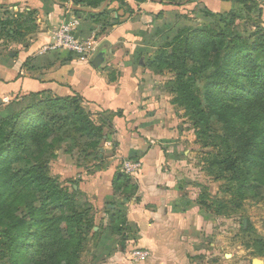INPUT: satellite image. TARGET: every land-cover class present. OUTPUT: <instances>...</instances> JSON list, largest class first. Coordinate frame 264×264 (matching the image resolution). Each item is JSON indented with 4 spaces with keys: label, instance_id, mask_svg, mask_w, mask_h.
<instances>
[{
    "label": "crops",
    "instance_id": "0c3cea01",
    "mask_svg": "<svg viewBox=\"0 0 264 264\" xmlns=\"http://www.w3.org/2000/svg\"><path fill=\"white\" fill-rule=\"evenodd\" d=\"M84 1L0 0V121L29 103L79 97L89 112L109 119L99 124L106 122L109 133L99 145L97 169L89 178L85 172L78 175L101 186L98 205L121 199L127 223L138 231V245L151 250L153 264H227L214 249L219 244L197 238L201 232L212 235L215 222L205 217L208 210L190 180L178 174L190 151L179 132L186 118L172 104V78L151 62L154 57L143 60L146 19L152 17L144 13L133 19L119 8L123 2L133 10L138 4L144 8L149 0L135 5L134 0H105L98 7ZM71 20L79 22L80 38L96 36L93 57L84 62L66 50L41 54L54 27ZM155 49L151 56L160 50ZM101 52L105 59L96 67L93 60ZM127 159L142 164L133 177L138 188L132 198L113 189Z\"/></svg>",
    "mask_w": 264,
    "mask_h": 264
},
{
    "label": "trees",
    "instance_id": "16d2710c",
    "mask_svg": "<svg viewBox=\"0 0 264 264\" xmlns=\"http://www.w3.org/2000/svg\"><path fill=\"white\" fill-rule=\"evenodd\" d=\"M104 1L84 2L98 7ZM229 28L183 29L151 62L172 73V104L192 123L196 140L213 150L208 173L229 180L235 202L249 190L255 165L260 166V174L253 181L264 184V36L251 45L239 44ZM198 53L222 55L219 63L207 69L201 63L191 68ZM199 75L206 80L203 92L197 85ZM203 95L213 102L215 96L220 97L215 102L222 104L217 112L222 133L215 131L216 112L204 106ZM67 101L82 102L79 97L59 102L66 105ZM44 105L29 103L0 123V255L13 259V264H78L84 236L93 222L76 210L70 195L48 174L47 161H41L55 147L51 137L58 123L56 116L47 115L54 105ZM70 119L91 141L88 147L97 149L100 142H92L90 135L102 128L83 110L73 112ZM33 147L38 150L36 155L30 152ZM129 179L117 172L114 192L125 191ZM202 206L212 208L205 202ZM222 208L224 204L215 214L222 215ZM112 217L117 235L123 227L131 230L119 211H113ZM250 248L264 257V239H255Z\"/></svg>",
    "mask_w": 264,
    "mask_h": 264
},
{
    "label": "rangeland",
    "instance_id": "374dc122",
    "mask_svg": "<svg viewBox=\"0 0 264 264\" xmlns=\"http://www.w3.org/2000/svg\"><path fill=\"white\" fill-rule=\"evenodd\" d=\"M133 4H137V1L134 0ZM119 6L133 19L144 13L152 17L146 19L149 34L146 35L143 43L144 62L151 61L154 57L151 56V52H154L155 48L162 49L166 46L168 48L171 40L186 28L198 31L230 27L233 40L244 45H251L264 36V0H149L144 8H140L138 4L133 10L131 5L124 2ZM210 13L212 14L209 15ZM224 46H229V42H225ZM219 55L198 53L197 60L191 61L189 66L192 68L201 63L207 69L220 62L222 53ZM162 74L168 78L173 77L168 70ZM205 84L206 80L199 75L197 85L202 92ZM170 88L172 89L171 86ZM218 98L220 99L215 96V101H218ZM215 101L203 95L204 106L215 110L213 119L217 121V112L222 109V104ZM65 103L67 104L54 101L44 105L47 107L54 105L47 111V115L56 116L58 123L55 127L57 131L51 137V140L54 139L55 147L49 149L41 161H47L48 174L70 195L76 210L93 222L92 229L84 236L78 264H153L151 250L138 245L136 229L126 230L123 227V233L120 235L113 230L116 221L112 219V211H119L127 219L125 204L121 199H113L98 205L96 192L100 191L101 186L85 182V179L82 180L83 178L78 176L81 173H86L87 178L93 175V170L98 166L95 162L100 147L94 150L88 147L91 141L77 130L80 127L74 126L70 116L75 111L83 110L91 122L102 128L97 134L90 135L92 142L102 143L108 137L109 130L106 122V125L99 124L105 120L109 121L107 115L92 114L81 101ZM222 129L221 123L218 122L215 131L222 133ZM179 132L184 137L185 148L190 150L182 159L187 165L179 169V177L184 181L186 178L190 180L188 185L197 192L201 205L205 202L212 206L210 209L203 207L208 210V215L205 217L214 218L215 222L212 235L201 232L197 236L198 240L204 239L205 242L213 241L214 244H219L214 249L226 257L228 261L224 258L221 260L227 264L244 262V264H253L252 260H259L261 261L259 264H264V257L255 255L250 248L255 239H264V184L253 181L260 174V166H254L252 184L244 198L242 200L235 198V202H232L233 195L229 190V180L216 179L208 173L210 154L213 150L196 140L193 125L187 119L181 123ZM30 152L36 155L38 150L33 147ZM120 173L125 175L122 165ZM129 182L130 185L125 191L116 194L124 195L125 198L134 197L137 191L134 188L136 180L132 177ZM111 204L114 207H110ZM222 204H224L222 215L215 214V210ZM141 251L150 254L144 259L135 260V253ZM0 264H13V259L0 255Z\"/></svg>",
    "mask_w": 264,
    "mask_h": 264
},
{
    "label": "built area",
    "instance_id": "2783aa9c",
    "mask_svg": "<svg viewBox=\"0 0 264 264\" xmlns=\"http://www.w3.org/2000/svg\"><path fill=\"white\" fill-rule=\"evenodd\" d=\"M78 27L79 22L77 20H71L54 27L51 31L50 42L40 50V53L66 50L80 60L88 62L97 51L96 36L93 34L87 38H80ZM122 166L124 174L129 177H136L142 169L141 162L135 159L125 160ZM149 254L146 251L136 252L135 260L144 259Z\"/></svg>",
    "mask_w": 264,
    "mask_h": 264
},
{
    "label": "water",
    "instance_id": "95a60500",
    "mask_svg": "<svg viewBox=\"0 0 264 264\" xmlns=\"http://www.w3.org/2000/svg\"><path fill=\"white\" fill-rule=\"evenodd\" d=\"M104 59H105L104 53L103 52L99 53L93 60L94 66L99 67L102 64V62L104 61ZM260 262L261 261H259V260H254L253 264H259Z\"/></svg>",
    "mask_w": 264,
    "mask_h": 264
}]
</instances>
